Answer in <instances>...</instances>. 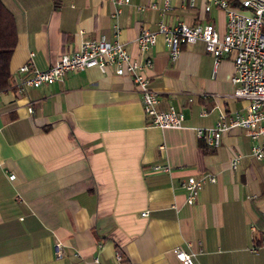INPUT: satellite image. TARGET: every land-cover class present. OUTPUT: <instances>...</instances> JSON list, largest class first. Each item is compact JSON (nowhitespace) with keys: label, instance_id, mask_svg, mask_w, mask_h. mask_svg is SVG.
I'll list each match as a JSON object with an SVG mask.
<instances>
[{"label":"crops","instance_id":"0c3cea01","mask_svg":"<svg viewBox=\"0 0 264 264\" xmlns=\"http://www.w3.org/2000/svg\"><path fill=\"white\" fill-rule=\"evenodd\" d=\"M2 2L17 38L11 84L0 91V264H183L177 248L194 264H264V157L251 154L239 127L216 148L194 130L247 104L232 95L234 53L215 64L196 41L173 60L161 34L145 51L136 43L160 22H211L222 34L225 11L205 10L207 0ZM101 36L141 62L152 58L144 73L157 108H180L182 127L150 124L132 76L113 66L70 70L22 92L14 86L21 64L44 69ZM207 175L215 180L189 204L182 181Z\"/></svg>","mask_w":264,"mask_h":264},{"label":"built area","instance_id":"2783aa9c","mask_svg":"<svg viewBox=\"0 0 264 264\" xmlns=\"http://www.w3.org/2000/svg\"><path fill=\"white\" fill-rule=\"evenodd\" d=\"M112 1L126 3L129 0ZM189 4L191 7L194 6V0H189ZM212 4L222 8L226 13V26L222 34L211 22L205 24L178 22L173 26L160 22L155 31L143 28L136 38V43L141 51H145L156 42L157 35L161 34L167 44L169 56L174 60L183 44L202 41L215 64L222 56L233 52L232 95L245 100L247 104L243 109L233 110L229 114L221 112L212 126L194 127L195 134L197 138L203 139L207 146L216 148L226 131L239 127L243 134L252 140L251 154L255 158H261L264 157V0H240L237 5L230 4L228 0H207L204 9L209 10ZM152 6L156 7V4L153 3ZM152 63L151 57L145 58L142 62L132 57L118 39L108 41L101 36L83 40L78 48L61 53L55 62L44 69L27 62L21 64L18 70L25 75L16 74L13 84L22 92L27 87L52 83L70 70H82L91 66L105 70L107 66H113L115 73L132 76L150 124L164 128H180L184 122L180 108L174 105L167 109L157 108V92L144 73ZM238 161L239 154H234L231 159L232 167L235 168ZM13 177L14 174H10V178ZM207 180L214 181L215 177L188 176L182 181L189 204L194 202L200 187ZM142 214H147V211ZM257 250L258 246L252 247V251ZM54 253L58 257L62 256L60 241L55 242ZM175 254L183 264H194L192 253L177 248Z\"/></svg>","mask_w":264,"mask_h":264},{"label":"trees","instance_id":"16d2710c","mask_svg":"<svg viewBox=\"0 0 264 264\" xmlns=\"http://www.w3.org/2000/svg\"><path fill=\"white\" fill-rule=\"evenodd\" d=\"M17 29L13 13L0 0V91L11 84L9 61L16 44Z\"/></svg>","mask_w":264,"mask_h":264}]
</instances>
